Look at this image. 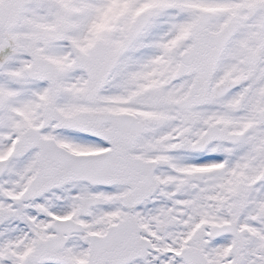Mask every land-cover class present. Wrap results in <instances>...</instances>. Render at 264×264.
I'll return each instance as SVG.
<instances>
[{
	"label": "snow or ice",
	"instance_id": "obj_1",
	"mask_svg": "<svg viewBox=\"0 0 264 264\" xmlns=\"http://www.w3.org/2000/svg\"><path fill=\"white\" fill-rule=\"evenodd\" d=\"M0 264H264V0H0Z\"/></svg>",
	"mask_w": 264,
	"mask_h": 264
}]
</instances>
